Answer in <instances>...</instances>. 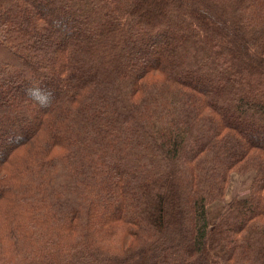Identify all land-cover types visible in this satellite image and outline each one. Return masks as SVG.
Returning <instances> with one entry per match:
<instances>
[{"label": "trees", "instance_id": "1", "mask_svg": "<svg viewBox=\"0 0 264 264\" xmlns=\"http://www.w3.org/2000/svg\"><path fill=\"white\" fill-rule=\"evenodd\" d=\"M0 264H264V0H0Z\"/></svg>", "mask_w": 264, "mask_h": 264}, {"label": "rangeland", "instance_id": "2", "mask_svg": "<svg viewBox=\"0 0 264 264\" xmlns=\"http://www.w3.org/2000/svg\"><path fill=\"white\" fill-rule=\"evenodd\" d=\"M50 4H52V6H53V5H55V2L51 1ZM247 174H244V175L243 174H238V173L232 174L233 177H234V180L231 183V191H233L235 193L237 192L241 196L247 191L249 186H251L250 184L252 183V180H253L252 177H254V173L251 172V173H247ZM215 203L216 204L211 206V211L212 212H216L218 210V207L222 204V202H215Z\"/></svg>", "mask_w": 264, "mask_h": 264}, {"label": "crops", "instance_id": "3", "mask_svg": "<svg viewBox=\"0 0 264 264\" xmlns=\"http://www.w3.org/2000/svg\"><path fill=\"white\" fill-rule=\"evenodd\" d=\"M252 179H253V177H252ZM233 180H234V177L232 175L230 185H229V187L227 189V192H226L225 201L222 202V204L218 207V210L216 212H212L211 211V206L214 205V204H216V203H213L212 205H210V208H209V218H210V222H211L212 225L215 223L216 217L220 213V211H221V209H222V207H223V205H224L225 202L231 201L234 197H245V196H248L249 193H250V186L247 189V191L243 194L244 196L243 195L242 196L239 195L237 192L235 193V192L231 191V183L233 182Z\"/></svg>", "mask_w": 264, "mask_h": 264}]
</instances>
